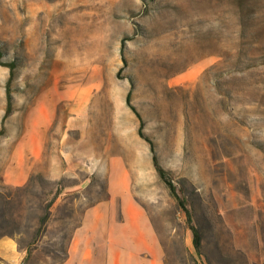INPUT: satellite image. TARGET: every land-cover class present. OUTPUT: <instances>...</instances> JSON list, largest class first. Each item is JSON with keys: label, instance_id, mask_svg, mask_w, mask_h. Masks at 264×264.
<instances>
[{"label": "rangeland", "instance_id": "rangeland-1", "mask_svg": "<svg viewBox=\"0 0 264 264\" xmlns=\"http://www.w3.org/2000/svg\"><path fill=\"white\" fill-rule=\"evenodd\" d=\"M112 191L166 264H264V0H0V264H66Z\"/></svg>", "mask_w": 264, "mask_h": 264}, {"label": "crops", "instance_id": "crops-1", "mask_svg": "<svg viewBox=\"0 0 264 264\" xmlns=\"http://www.w3.org/2000/svg\"><path fill=\"white\" fill-rule=\"evenodd\" d=\"M15 250L0 240L4 256L14 259ZM66 264H166V255L149 216L131 193L112 191L107 201L85 212L69 242Z\"/></svg>", "mask_w": 264, "mask_h": 264}, {"label": "trees", "instance_id": "trees-1", "mask_svg": "<svg viewBox=\"0 0 264 264\" xmlns=\"http://www.w3.org/2000/svg\"><path fill=\"white\" fill-rule=\"evenodd\" d=\"M9 66H10L11 70H13V65L9 64ZM131 96H132V93L129 92L127 95V98H126V103L134 112L137 113L136 107L134 105H132ZM9 106H10V104H9ZM10 111H11V109L9 107V109L7 110L6 116L10 113ZM143 128H144V122L142 121L140 128H139V134L141 137L145 138L150 143L151 151L153 153L154 166H155L160 178L166 183V185L169 187L172 195L177 200L178 206L186 214L189 227H190L192 234H193V244H194L195 248L197 249V252L200 253V248H201L200 230L198 227H196L194 225L193 214H192V211L190 210V208L188 206V200H187V198H185L179 194L177 187L175 186V184L173 183V181L169 177L170 173L162 166L160 159H159V156L156 153L155 146H154L153 142L148 137H145V135L143 133Z\"/></svg>", "mask_w": 264, "mask_h": 264}, {"label": "bare ground", "instance_id": "bare-ground-1", "mask_svg": "<svg viewBox=\"0 0 264 264\" xmlns=\"http://www.w3.org/2000/svg\"><path fill=\"white\" fill-rule=\"evenodd\" d=\"M205 56V53H201V54H199L198 56H196V57H194V59H193V61H196L197 60V58H202V57H204ZM44 91V90H43ZM53 93V92H52ZM48 94V93H47ZM52 96V95H51ZM50 97V96H49ZM43 98H44V96H43ZM51 99H53V97H51ZM45 100V99H44ZM43 101V100H42ZM55 102V101H54ZM40 105V104H39ZM47 105H49L48 103H47ZM53 105V104H52ZM57 105V104H56ZM50 106V105H49ZM56 107V106H55ZM63 108H64V106H63ZM62 108V109H63ZM39 109V108H38ZM53 109V108H52ZM49 111H51V110H49ZM52 112V111H51ZM46 119V118H45ZM48 120V119H47Z\"/></svg>", "mask_w": 264, "mask_h": 264}]
</instances>
